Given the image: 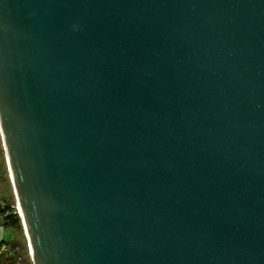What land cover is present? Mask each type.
Returning a JSON list of instances; mask_svg holds the SVG:
<instances>
[{
  "label": "water",
  "instance_id": "water-1",
  "mask_svg": "<svg viewBox=\"0 0 264 264\" xmlns=\"http://www.w3.org/2000/svg\"><path fill=\"white\" fill-rule=\"evenodd\" d=\"M0 133L33 264H264V0H0Z\"/></svg>",
  "mask_w": 264,
  "mask_h": 264
},
{
  "label": "rangeland",
  "instance_id": "rangeland-1",
  "mask_svg": "<svg viewBox=\"0 0 264 264\" xmlns=\"http://www.w3.org/2000/svg\"><path fill=\"white\" fill-rule=\"evenodd\" d=\"M4 156V151H2L0 155V181L3 194L5 195L4 207L9 204L10 207H13L12 209L16 211V209L14 208L15 197L9 181L7 165L5 164ZM10 231V239H14L18 236L19 240H16L17 242L15 247L6 250L7 257L9 258L8 264H33L30 257L29 248L24 235V231L18 235H15L12 230Z\"/></svg>",
  "mask_w": 264,
  "mask_h": 264
},
{
  "label": "trees",
  "instance_id": "trees-1",
  "mask_svg": "<svg viewBox=\"0 0 264 264\" xmlns=\"http://www.w3.org/2000/svg\"><path fill=\"white\" fill-rule=\"evenodd\" d=\"M12 208L7 204L1 209L0 213L3 216V225L11 229L15 235H18L23 232V228L18 214ZM16 240H19L18 236L14 239L0 242V264H8L9 258L7 257L6 250L15 247Z\"/></svg>",
  "mask_w": 264,
  "mask_h": 264
},
{
  "label": "crops",
  "instance_id": "crops-1",
  "mask_svg": "<svg viewBox=\"0 0 264 264\" xmlns=\"http://www.w3.org/2000/svg\"><path fill=\"white\" fill-rule=\"evenodd\" d=\"M2 151H4V148H3V141H2V137H1V133H0V155H1ZM4 204H5V195L3 194V190L1 187V181H0V211L4 207ZM10 230L11 229H9L3 225V216L0 213V242L3 240L10 239V235H11Z\"/></svg>",
  "mask_w": 264,
  "mask_h": 264
},
{
  "label": "bare ground",
  "instance_id": "bare-ground-1",
  "mask_svg": "<svg viewBox=\"0 0 264 264\" xmlns=\"http://www.w3.org/2000/svg\"><path fill=\"white\" fill-rule=\"evenodd\" d=\"M4 155H5V153H4ZM4 157H5V164L7 165V173H8L9 181H10L11 187H12V189H13V194H14V197H15L14 207H15V209L17 210V209H20V207H19V204H18L17 196H16V193H15V190H14V186H13V182H12L11 170H10L9 162H8V160H7L6 155H5ZM23 231L25 232V229H23ZM24 235H25V238H26V240H27L28 238H27V236H26V232H25ZM28 247H29V246H28ZM30 250H31V252H32L31 246H30Z\"/></svg>",
  "mask_w": 264,
  "mask_h": 264
}]
</instances>
